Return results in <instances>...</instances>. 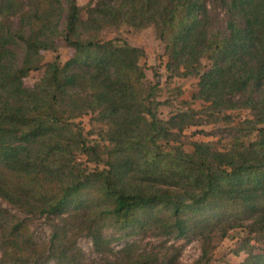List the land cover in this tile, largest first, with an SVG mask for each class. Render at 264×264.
I'll list each match as a JSON object with an SVG mask.
<instances>
[{
  "label": "trees",
  "instance_id": "trees-1",
  "mask_svg": "<svg viewBox=\"0 0 264 264\" xmlns=\"http://www.w3.org/2000/svg\"><path fill=\"white\" fill-rule=\"evenodd\" d=\"M221 1L224 27L211 25L207 0H97L86 20L77 0H0V197L53 219L39 242L27 219L0 208V264H180L177 253L159 258L140 249L150 235L199 240L191 264H210L214 242L236 228L248 233L239 264H264L251 244L264 242V0ZM121 22L153 25L166 68L197 76V96L210 106L248 108L256 149L247 156L196 142L190 153L164 150L159 140L193 124L186 115L200 111L159 118L157 83L144 82V51L93 35ZM60 35L71 58L43 64L40 52L55 51ZM13 45L22 53L14 64ZM43 65L39 82L25 87L23 79ZM88 111L107 127L102 148L87 144L71 122ZM76 154L103 167L84 168ZM106 229L125 244L113 247ZM82 236L97 258L86 259Z\"/></svg>",
  "mask_w": 264,
  "mask_h": 264
},
{
  "label": "rangeland",
  "instance_id": "rangeland-1",
  "mask_svg": "<svg viewBox=\"0 0 264 264\" xmlns=\"http://www.w3.org/2000/svg\"><path fill=\"white\" fill-rule=\"evenodd\" d=\"M97 0H77L80 7V15L82 20L88 17V9L93 6ZM209 11L211 13V25L225 26L224 6L221 0H207ZM65 7V3H62ZM65 12L59 18L57 29L61 30L63 26ZM14 26L17 24V17L11 18ZM93 30L85 32L82 37H86L87 33H93ZM96 38L101 40L114 39L118 42H126L132 46L141 48L143 56L140 58V64L144 66L146 84L157 83L155 98L160 104L157 107L159 118L167 120L170 116L188 112L190 109L199 110L200 113L194 114V117L186 115L185 120H191L192 123L184 127L181 132L176 129V135H171L168 139H160L162 147L166 151L172 150L174 147H180L185 152H192L196 142L209 143L210 148L218 151H234L249 154L251 150L256 149L257 142L260 140L259 133L253 129V125L248 122L252 118V114L248 108L234 107L228 109L215 108L210 106V102H206L203 98L197 96L199 91V78L194 75H182L175 71L168 70L166 63L168 58L164 53L163 43L157 37L153 25L143 28H137L127 22H121L118 25L104 26L96 34ZM55 48L43 50V64L50 62L58 56V60L63 64L71 58L73 49L68 46L63 36H57L54 39ZM15 51L13 64L19 63L21 60V47L18 45L11 46ZM204 66H209V60L203 59ZM45 65L37 70H32L23 79L25 87H32L39 82L43 76ZM96 113L88 111L79 117L72 118L71 122L82 128V135L85 142L89 145L99 144L104 147V130L106 125L95 120ZM76 126L72 125L71 128ZM264 127V125H262ZM76 129V128H75ZM264 139V133H263ZM248 156V155H247ZM105 158V155L102 156ZM250 158L255 155H250ZM75 159L82 162L84 168L94 169L103 167L102 162L89 161L87 156L76 154ZM0 208L5 209L9 213H13L19 217L27 219L29 230L32 232L36 241L43 242L50 235L52 218H47L40 214H26L13 204L7 202L0 197ZM105 233L112 240L113 247L119 248L125 244L123 237L115 240L120 233H114L106 229ZM248 237L246 230L241 228L231 229L228 235L214 242L212 249V260L210 264H239L247 257V251H238L242 241ZM139 238V237H135ZM134 237H130L131 241ZM78 246L81 248L86 259L92 260L98 257L93 251L92 241L87 236L79 237ZM252 251L255 254H264V242H256L251 240ZM172 246V248H170ZM140 249L148 252H156L159 258L164 255L178 254L180 264H191L201 254V244L199 240H187L177 238L173 235L147 236L140 242ZM166 251V252H165ZM48 264H52L51 262Z\"/></svg>",
  "mask_w": 264,
  "mask_h": 264
}]
</instances>
